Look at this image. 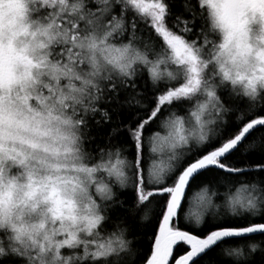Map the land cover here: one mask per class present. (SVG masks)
I'll return each mask as SVG.
<instances>
[{
    "label": "snow or ice",
    "instance_id": "snow-or-ice-1",
    "mask_svg": "<svg viewBox=\"0 0 264 264\" xmlns=\"http://www.w3.org/2000/svg\"><path fill=\"white\" fill-rule=\"evenodd\" d=\"M0 264H264V0H0Z\"/></svg>",
    "mask_w": 264,
    "mask_h": 264
},
{
    "label": "trees",
    "instance_id": "trees-1",
    "mask_svg": "<svg viewBox=\"0 0 264 264\" xmlns=\"http://www.w3.org/2000/svg\"><path fill=\"white\" fill-rule=\"evenodd\" d=\"M198 190H199L198 188L194 187L193 190H192V192L189 193V202H186V203H185V209H184L185 212L188 211L189 207H192V205H193V204L191 203V201H192V197L195 196V193H196Z\"/></svg>",
    "mask_w": 264,
    "mask_h": 264
},
{
    "label": "rangeland",
    "instance_id": "rangeland-1",
    "mask_svg": "<svg viewBox=\"0 0 264 264\" xmlns=\"http://www.w3.org/2000/svg\"><path fill=\"white\" fill-rule=\"evenodd\" d=\"M192 206H194V205H192Z\"/></svg>",
    "mask_w": 264,
    "mask_h": 264
}]
</instances>
